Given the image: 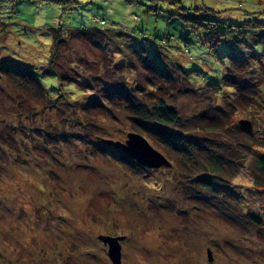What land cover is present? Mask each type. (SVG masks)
Here are the masks:
<instances>
[{
    "label": "rangeland",
    "instance_id": "obj_1",
    "mask_svg": "<svg viewBox=\"0 0 264 264\" xmlns=\"http://www.w3.org/2000/svg\"><path fill=\"white\" fill-rule=\"evenodd\" d=\"M195 19L217 22L214 47ZM261 22L264 9L250 1L0 0V62L40 67L51 27L103 30L65 46L60 69L73 83L39 76L50 96L74 99L0 78V264H112L100 235L123 236L120 264H264V186L253 184L241 146L210 184L205 159L183 157L152 132L144 137L170 166L141 165L105 141L124 143L140 126L128 103L163 97L186 118L225 107L218 114L227 116L229 60L264 67ZM139 53L173 78L156 76ZM259 93L261 105L226 121L250 120L262 133L264 77ZM225 131L207 136L228 146L243 136L238 126Z\"/></svg>",
    "mask_w": 264,
    "mask_h": 264
},
{
    "label": "trees",
    "instance_id": "obj_2",
    "mask_svg": "<svg viewBox=\"0 0 264 264\" xmlns=\"http://www.w3.org/2000/svg\"><path fill=\"white\" fill-rule=\"evenodd\" d=\"M234 1L238 2L240 6L245 2L250 1L258 8L264 9V0ZM195 20L199 22L201 27L207 30V37L204 38V40L208 42L211 47H214L215 42L219 40L218 32L216 31L217 22L211 19H202L206 20V22H202L199 19ZM97 22L99 26L104 24L102 19ZM259 24L261 25L264 23L261 22ZM102 33L103 30L101 29L85 30L81 28L65 29L61 26L51 27L49 43L50 49H48V53H45L44 56V58H46V62L40 67H31L16 61L2 58L0 62V78L6 79L8 82H10L12 78L16 79L15 82L18 81V87L21 88V91L37 95V97H45L46 99L51 100H55L57 98L74 99L66 92L50 96L48 92L45 91L42 85L43 83L40 82L41 80L39 79V76L53 74L57 77L60 85L65 82L73 83L72 79L63 74L64 72L60 69L61 58L66 54L65 49L67 48L65 46H69V40L75 34H81L83 36L86 35L91 38L94 34ZM139 55L141 57H145V53H139ZM145 58L149 60L147 56ZM149 62V69L156 70L154 73L156 76L173 78V76L171 77V75L166 73L162 68L154 66L153 61L149 60ZM263 77L264 67L259 73H255L248 71L245 68L244 63L238 58L232 57L229 60L225 74L222 77V86L229 87L230 89V91L227 92V95H225L228 98L226 103L231 109L227 116L221 117V115L218 114V111L220 110L209 114L207 109H203L199 111V113H194V115L186 118L181 116L173 107L174 105L163 97L154 101V103H152L153 105L150 107L141 105L132 109V106H130L129 103L125 104V106L127 114L129 116L135 114L136 119L140 122V126L135 127V132L140 133L143 136L147 135L151 137L153 136L152 133H154L164 143L168 144L171 148L176 149L180 155L188 159H193V162L205 159L208 169H206V175L203 174L204 181L214 184L215 182L212 181L211 176H222L221 170L224 168V161L227 159L226 153L228 151L234 152V154L237 153V145H239L243 149V151L240 152V158H246V163L250 166L253 173V184L256 186H264V129L262 133L258 134L260 129L253 130L250 120V128L243 127L238 121L233 125L240 127L243 132V136L232 140L231 142L234 145L230 146L226 145L230 144L227 141L223 143L222 139L218 140L207 136H211V134L215 133H226L225 130H227V128L231 129V126H233L229 121H226L232 113L245 110V108L253 109L255 104L262 103L259 92ZM106 85L108 86L111 84L107 83ZM112 85L114 86L113 83ZM151 85H153V83ZM33 91L35 92L33 93ZM224 109L220 112H227ZM189 122H192L194 126L185 128L184 125H187ZM256 131H258V133ZM197 155L199 156L196 157Z\"/></svg>",
    "mask_w": 264,
    "mask_h": 264
},
{
    "label": "water",
    "instance_id": "obj_3",
    "mask_svg": "<svg viewBox=\"0 0 264 264\" xmlns=\"http://www.w3.org/2000/svg\"><path fill=\"white\" fill-rule=\"evenodd\" d=\"M239 123L243 127H251L249 120L244 119L239 121ZM105 141L122 149L141 165L147 167H160L171 165L170 161L160 151L155 149L148 142V140L140 133L128 132L127 139L124 143L110 139H105ZM98 239L108 246L107 255L111 260L112 264H120L121 246L119 244V240L123 239V236L100 235ZM208 256H210L209 250Z\"/></svg>",
    "mask_w": 264,
    "mask_h": 264
}]
</instances>
